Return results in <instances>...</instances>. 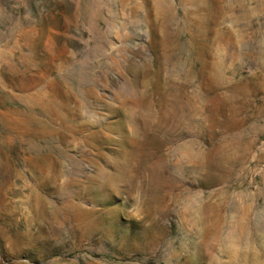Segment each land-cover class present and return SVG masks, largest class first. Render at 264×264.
Segmentation results:
<instances>
[{
  "label": "rangeland",
  "instance_id": "rangeland-1",
  "mask_svg": "<svg viewBox=\"0 0 264 264\" xmlns=\"http://www.w3.org/2000/svg\"><path fill=\"white\" fill-rule=\"evenodd\" d=\"M0 264H264V0H0Z\"/></svg>",
  "mask_w": 264,
  "mask_h": 264
},
{
  "label": "bare ground",
  "instance_id": "bare-ground-1",
  "mask_svg": "<svg viewBox=\"0 0 264 264\" xmlns=\"http://www.w3.org/2000/svg\"><path fill=\"white\" fill-rule=\"evenodd\" d=\"M166 9V8H165ZM188 46H190V44L188 45ZM190 48V47H189ZM195 51V50H194Z\"/></svg>",
  "mask_w": 264,
  "mask_h": 264
}]
</instances>
